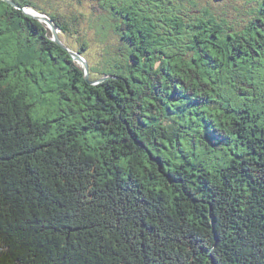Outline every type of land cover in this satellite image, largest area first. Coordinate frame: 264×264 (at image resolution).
Listing matches in <instances>:
<instances>
[{
  "label": "trees",
  "instance_id": "1",
  "mask_svg": "<svg viewBox=\"0 0 264 264\" xmlns=\"http://www.w3.org/2000/svg\"><path fill=\"white\" fill-rule=\"evenodd\" d=\"M13 1L109 77L0 0V264H264V0Z\"/></svg>",
  "mask_w": 264,
  "mask_h": 264
},
{
  "label": "rangeland",
  "instance_id": "2",
  "mask_svg": "<svg viewBox=\"0 0 264 264\" xmlns=\"http://www.w3.org/2000/svg\"><path fill=\"white\" fill-rule=\"evenodd\" d=\"M77 1L78 0H74V2L76 4H78ZM214 5L218 6V4L216 2H214ZM74 8H76L77 11H82L83 6L82 5L81 6L75 5ZM74 8L72 6V8H71L72 12H73ZM25 11L29 12L31 14H34V15L37 14V12L32 10V8L31 9H26ZM60 11L62 13H65L66 15H68V8H66L65 5H62L60 7ZM77 11H76V13H77ZM72 15H74V13H72ZM249 18H251V17L243 15V17L240 18L242 21H240L239 24H241V25H238V27L240 28V27H242L243 24L247 23V19H249ZM67 21H68L69 27H72L71 23H70V20L68 18H67ZM42 22L45 23L44 21H42ZM45 25L48 27V25L46 23H45ZM212 26H214V25L212 24ZM219 26L220 25L217 23L216 27H219ZM60 32L61 31L57 29V35L60 36V38L64 42V44L66 45V43H68L70 45V47H67L68 45H66V47L68 48L67 51L68 52L69 51L70 52L71 51L75 52V53L79 54V56H81L83 58V56L79 52L75 51V50H78V48H79V40H80L79 34L80 33L72 34V32H63V33H60ZM86 39L89 40V42H90V57H91V60L95 61L98 58L99 49L104 48L108 44V41H103V39H101L100 37L96 36L94 29H90L89 27L87 29V38ZM112 40L114 41L115 44H118L119 36L117 38H112ZM73 49H75V50H73ZM77 64L81 67V64L79 62H77ZM88 75H89V71H88ZM46 77L49 78V76H46ZM106 77H109V76H102V77L98 78L97 80H100V79H103V80L98 81L97 83L103 82ZM90 81L95 82L94 80H90ZM90 84H96V83H90ZM62 105L64 107H66L64 103H62ZM58 106H59V104H55L54 102H51V101H42V102L36 104V107H34V112H35L37 118L54 119V118L57 117L58 113H61V111L57 110ZM54 124H56V122H54Z\"/></svg>",
  "mask_w": 264,
  "mask_h": 264
},
{
  "label": "water",
  "instance_id": "3",
  "mask_svg": "<svg viewBox=\"0 0 264 264\" xmlns=\"http://www.w3.org/2000/svg\"><path fill=\"white\" fill-rule=\"evenodd\" d=\"M5 2L11 4L12 6L16 7V8H20L21 10H23L27 15L29 16H33L35 19L40 20V21H44L47 25L48 28L51 30L52 34H53V39L54 41L60 45L63 49L68 50V48L66 47V45L64 43H62V41L59 39L58 35H57V28L56 26L53 24V22L45 15L42 13L37 12L36 15L31 14L29 12H26L25 10L28 8H23L20 7L19 5H17L13 0H4ZM70 52V51H69ZM70 54L73 56V59L77 62H79L81 64V68L84 72V78L89 82V83H96L100 80H97L96 82H91L89 80V75H88V65L87 63L84 61V59H82L81 56H79V54L75 53V52H70Z\"/></svg>",
  "mask_w": 264,
  "mask_h": 264
},
{
  "label": "flooded vegetation",
  "instance_id": "4",
  "mask_svg": "<svg viewBox=\"0 0 264 264\" xmlns=\"http://www.w3.org/2000/svg\"><path fill=\"white\" fill-rule=\"evenodd\" d=\"M225 205H226V207H227V209H228V208H229L228 202H226ZM227 212H228V211H227Z\"/></svg>",
  "mask_w": 264,
  "mask_h": 264
},
{
  "label": "bare ground",
  "instance_id": "5",
  "mask_svg": "<svg viewBox=\"0 0 264 264\" xmlns=\"http://www.w3.org/2000/svg\"><path fill=\"white\" fill-rule=\"evenodd\" d=\"M71 55V54H70ZM72 56V55H71ZM83 59V58H82ZM103 80V79H102ZM95 82L97 81V80H94ZM91 82H93V81H91ZM97 83V82H96Z\"/></svg>",
  "mask_w": 264,
  "mask_h": 264
}]
</instances>
